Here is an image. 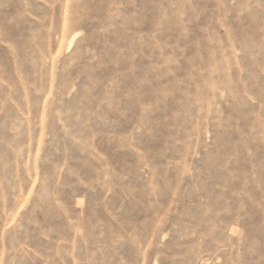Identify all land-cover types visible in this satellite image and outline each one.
I'll return each mask as SVG.
<instances>
[{
    "label": "rangeland",
    "instance_id": "1",
    "mask_svg": "<svg viewBox=\"0 0 264 264\" xmlns=\"http://www.w3.org/2000/svg\"><path fill=\"white\" fill-rule=\"evenodd\" d=\"M0 264H264V0H0Z\"/></svg>",
    "mask_w": 264,
    "mask_h": 264
}]
</instances>
